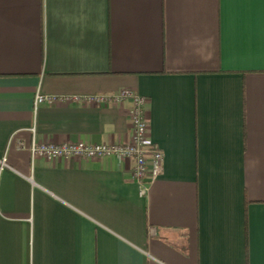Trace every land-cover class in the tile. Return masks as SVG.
<instances>
[{"label": "crops", "instance_id": "0c3cea01", "mask_svg": "<svg viewBox=\"0 0 264 264\" xmlns=\"http://www.w3.org/2000/svg\"><path fill=\"white\" fill-rule=\"evenodd\" d=\"M121 89L162 154L143 194L128 158L30 159L129 141V100L87 101ZM2 158L0 264H264V0H0Z\"/></svg>", "mask_w": 264, "mask_h": 264}, {"label": "built area", "instance_id": "2783aa9c", "mask_svg": "<svg viewBox=\"0 0 264 264\" xmlns=\"http://www.w3.org/2000/svg\"><path fill=\"white\" fill-rule=\"evenodd\" d=\"M63 97L36 93L33 98V109L41 104H52L63 100ZM129 100L128 110L131 125L130 140L124 143H88L82 140L50 142L36 141L33 137L27 146L30 159L41 157L45 159H97L113 156L119 159L132 160V175L143 194L147 183L154 179L160 169L161 152L147 134V124L144 118L146 97L131 89H121L112 95H95L87 97V101L104 103L107 101L121 102ZM34 133L33 126L30 128ZM1 164L4 158L0 159Z\"/></svg>", "mask_w": 264, "mask_h": 264}]
</instances>
